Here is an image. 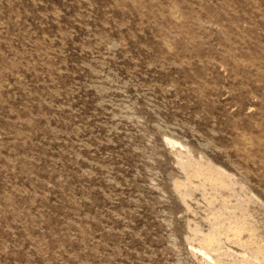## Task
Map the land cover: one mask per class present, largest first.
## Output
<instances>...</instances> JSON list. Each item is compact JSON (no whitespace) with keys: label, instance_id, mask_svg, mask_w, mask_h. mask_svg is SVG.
I'll list each match as a JSON object with an SVG mask.
<instances>
[{"label":"rangeland","instance_id":"rangeland-1","mask_svg":"<svg viewBox=\"0 0 264 264\" xmlns=\"http://www.w3.org/2000/svg\"><path fill=\"white\" fill-rule=\"evenodd\" d=\"M0 264H264V0H0Z\"/></svg>","mask_w":264,"mask_h":264}]
</instances>
